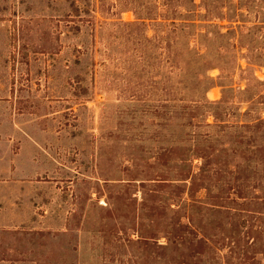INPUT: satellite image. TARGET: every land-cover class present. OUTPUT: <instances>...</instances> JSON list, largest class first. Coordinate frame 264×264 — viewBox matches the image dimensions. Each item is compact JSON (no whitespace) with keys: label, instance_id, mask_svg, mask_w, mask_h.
Returning a JSON list of instances; mask_svg holds the SVG:
<instances>
[{"label":"rangeland","instance_id":"obj_1","mask_svg":"<svg viewBox=\"0 0 264 264\" xmlns=\"http://www.w3.org/2000/svg\"><path fill=\"white\" fill-rule=\"evenodd\" d=\"M0 264H264V0H0Z\"/></svg>","mask_w":264,"mask_h":264}]
</instances>
